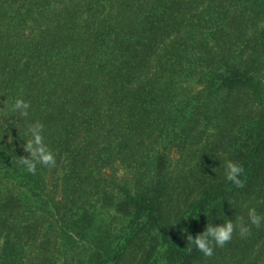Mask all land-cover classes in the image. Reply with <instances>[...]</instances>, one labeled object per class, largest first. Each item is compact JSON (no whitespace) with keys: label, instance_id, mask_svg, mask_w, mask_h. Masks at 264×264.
Here are the masks:
<instances>
[{"label":"trees","instance_id":"1","mask_svg":"<svg viewBox=\"0 0 264 264\" xmlns=\"http://www.w3.org/2000/svg\"><path fill=\"white\" fill-rule=\"evenodd\" d=\"M34 134L55 164L31 173ZM249 209L264 0H0V264H264ZM225 222L205 255L192 240Z\"/></svg>","mask_w":264,"mask_h":264},{"label":"clouds","instance_id":"2","mask_svg":"<svg viewBox=\"0 0 264 264\" xmlns=\"http://www.w3.org/2000/svg\"><path fill=\"white\" fill-rule=\"evenodd\" d=\"M14 107L16 110L20 111L21 114H27L30 104L23 99H16ZM41 127H43L42 124ZM27 148L30 151L32 158L23 159L22 162L27 166L29 172L35 173L37 161L45 165L55 164V159L52 153L43 144V138L41 135H32V139L29 140ZM227 169V179L238 184L239 180L237 179V176L243 171V169L231 161L227 163ZM248 215L252 225L259 227L261 223H264V216L257 214L254 209H249ZM238 227L242 237L250 232V229L247 225L240 224ZM233 232V223L225 222L223 226L217 227L215 229L209 227L203 234L199 235L192 241L205 255L211 256L213 254L214 246L222 247L225 243L232 239Z\"/></svg>","mask_w":264,"mask_h":264},{"label":"rangeland","instance_id":"3","mask_svg":"<svg viewBox=\"0 0 264 264\" xmlns=\"http://www.w3.org/2000/svg\"><path fill=\"white\" fill-rule=\"evenodd\" d=\"M23 200H27V205L30 204L32 207L37 208L38 210L34 211V215L39 216L42 213V206H40L41 208H38L37 205L39 206L38 203H33V201H31L30 199H27L26 197L23 198ZM40 209V210H39Z\"/></svg>","mask_w":264,"mask_h":264}]
</instances>
